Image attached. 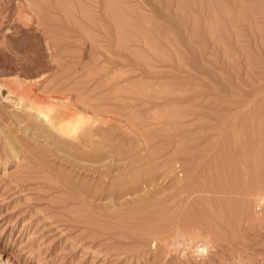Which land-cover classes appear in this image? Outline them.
I'll use <instances>...</instances> for the list:
<instances>
[{"label":"rangeland","instance_id":"374dc122","mask_svg":"<svg viewBox=\"0 0 264 264\" xmlns=\"http://www.w3.org/2000/svg\"><path fill=\"white\" fill-rule=\"evenodd\" d=\"M72 1L42 0L61 49L7 35L0 80L79 96L108 132L73 160L0 93V264H264V0Z\"/></svg>","mask_w":264,"mask_h":264},{"label":"bare ground","instance_id":"6f19581e","mask_svg":"<svg viewBox=\"0 0 264 264\" xmlns=\"http://www.w3.org/2000/svg\"><path fill=\"white\" fill-rule=\"evenodd\" d=\"M52 1V0H51ZM72 1V0H71ZM88 1V0H87ZM14 2V1H13ZM55 2V1H54ZM61 2V1H60ZM60 2H59V4H60ZM69 2V1H68ZM73 2V1H72ZM6 4H10V2H5ZM53 3V2H52ZM74 3V2H73ZM77 3H78V1H77ZM80 3V2H79ZM8 4V5H9ZM12 4V3H11ZM10 4V5H11ZM13 4H15V3H13ZM12 4V5H13ZM48 4H50V2L48 3ZM84 4V3H83ZM111 4V3H110ZM11 5V6H12ZM16 10H13L12 11V8H11V10H9V9H6V10H0V48L1 47H4L5 46V44H4V46H1V45H3V43L5 42V41H7V42H9L8 40H6L7 39V35L9 34V33H11L12 35H13V31H18V30H21V28L23 29V28H26V27H30V25L31 24H33V26L35 27V31H42L43 32V34H39L38 32H37V34H39L41 37H42V35H44L45 36V38H44V41L43 42H45L46 43V39H47V42H48V47L50 48V50L51 49H53L54 47L55 48H57V47H60V43H61V38H60V36L58 35V33H57V31H56V34L59 36V37H56V35H55V33L53 32V30L52 29H54L53 27H51L52 26V19H50V17H49V14H48V12L46 11V7H45V5L43 4V2H42V0H18L17 2H16ZM51 5V4H50ZM88 5V4H87ZM7 6V5H6ZM60 6V5H59ZM58 6V7H59ZM62 6V5H61ZM104 6V5H103ZM13 7V8H14ZM53 7V6H52ZM73 7V6H72ZM99 7V6H98ZM106 7V6H105ZM112 7V6H111ZM0 8H2V7H0ZM53 8H55V7H53ZM110 8V7H109ZM118 8V7H117ZM59 9H61L60 7H59ZM59 9H57V10H59ZM70 10H72L71 8H70ZM75 10V9H74ZM74 10H72V11H74ZM81 9H79V11H80ZM111 10V9H110ZM116 9H113V10H111L112 11V13H113V11H115ZM15 11V12H14ZM60 11V10H59ZM69 11V10H68ZM87 11V10H86ZM117 12L116 13H114V14H118L117 16H118V18H120L119 17V14H120V16H121V13H119L120 12V10H116ZM65 12H66V10H65ZM110 12V11H109ZM111 13V12H110ZM59 14V13H58ZM74 14V13H73ZM82 15V14H81ZM114 16H116V15H114ZM57 17H59V16H57ZM65 17H67V16H65ZM69 17V16H68ZM79 17V16H78ZM56 18V17H55ZM60 18V17H59ZM113 18V17H112ZM67 19V18H66ZM72 19V18H71ZM83 20V19H82ZM116 20V19H115ZM62 21V20H61ZM92 21V20H91ZM95 21V20H94ZM99 21V20H98ZM103 21V20H102ZM117 21V20H116ZM121 21V20H120ZM119 21V22H120ZM123 21V20H122ZM65 22V21H64ZM84 22V21H83ZM97 22V21H96ZM65 24H67V23H65ZM86 24V23H85ZM117 24H118V21H117ZM51 25V26H50ZM60 25V24H59ZM105 25H106V22H105ZM120 25V24H119ZM63 26V25H62ZM108 26V25H107ZM121 26V25H120ZM26 29H29V28H26ZM66 29V28H65ZM72 29V28H71ZM118 29H120V28H118ZM24 30V29H23ZM22 30V31H23ZM34 30V29H33ZM61 30H62V28H61ZM69 30V29H68ZM27 31V30H26ZM26 31H25V35H27L28 34V36H30L29 35V32L30 31H28V33L26 34ZM32 31V30H31ZM120 31V34L122 35L123 33H122V31H121V29L119 30ZM21 32V31H20ZM62 32V31H61ZM69 32V31H68ZM16 33V32H15ZM15 33H14V35H15ZM32 33V32H31ZM34 34V33H33ZM67 34H69V33H67ZM11 35V36H12ZM34 35H36V34H34ZM63 35V34H62ZM83 35V34H82ZM15 36H17V33H16V35ZM37 36V35H36ZM65 36H66V34H65ZM68 36V35H67ZM77 36H78V34H77ZM62 37V36H61ZM81 37V36H80ZM37 39L39 38V37H36ZM15 39V38H14ZM36 39V40H37ZM42 38H40L39 40H41ZM120 40V39H119ZM20 41V40H19ZM26 41V40H25ZM28 41V40H27ZM38 42V41H37ZM120 42V41H119ZM125 42V41H124ZM26 43V42H25ZM24 43V44H25ZM35 43V42H34ZM8 44V43H7ZM21 44V43H20ZM23 44V43H22ZM23 44V45H24ZM26 44H29V43H26ZM41 43H40V41H39V45H40ZM69 44V43H68ZM73 44V43H72ZM121 44V43H120ZM31 45V44H30ZM9 46V45H8ZM7 46V47H8ZM19 46V45H18ZM44 46V45H43ZM95 46V45H94ZM123 46V45H122ZM9 47H13V46H11V44H10V46ZM21 47V46H20ZM20 47H18V48H20ZM33 47V46H32ZM67 47V46H66ZM69 47V46H68ZM97 47V46H96ZM14 48V47H13ZM17 48V47H16ZM27 49V48H26ZM28 49H29V46H28ZM27 49V50H28ZM60 49H61V47H60ZM11 50H14V49H11ZM19 50V49H18ZM17 50V51H18ZM20 50H22L21 48H20ZM19 50V51H20ZM3 51H4V49H3ZM18 51V52H19ZM31 51V50H30ZM29 51V52H30ZM57 51H59V49L57 50ZM67 51V50H66ZM95 51V50H94ZM4 52H6V50L4 51ZM10 52H12L13 53V51H10ZM21 52V51H20ZM20 52H19V54H20ZM25 52V51H24ZM28 52V53H29ZM33 52V51H32ZM121 52V51H120ZM12 53H11V55H12ZM30 54V53H29ZM55 54H57V53H55ZM11 55H9V56H11ZM17 55V54H16ZM25 55V54H24ZM24 55H22V56H24ZM33 55V54H32ZM59 55V54H58ZM15 56V55H14ZM14 56L12 55V57L14 58ZM18 56V55H17ZM26 56V55H25ZM25 56L23 57V58H25ZM61 56V55H60ZM3 58V57H2ZM1 58V59H2ZM16 58H18V57H16ZM15 58V59H16ZM36 58V57H35ZM10 59H12L11 57H10ZM9 59V60H10ZM32 59H33V57H32ZM37 59H38V57H37ZM36 59V60H37ZM4 60H6V59H4ZM25 60V59H24ZM28 60H31V58H29ZM13 60H11V62H12ZM27 61V60H26ZM38 61V60H37ZM2 62V61H1ZM21 62H25V61H21ZM21 62H16V63H21ZM34 63V62H33ZM39 63V62H38ZM14 64V63H13ZM42 64V63H41ZM39 65V64H38ZM37 65V66H38ZM44 65V64H43ZM16 66H18V65H16ZM22 66V65H21ZM28 66V65H27ZM35 66H36V64H35ZM5 67V66H4ZM24 68V67H23ZM30 68V67H29ZM38 69V68H37ZM40 69V68H39ZM20 70V69H19ZM21 74V73H20ZM1 77V76H0ZM3 78V77H2ZM42 78V77H41ZM45 79V78H44ZM44 79H43V81H44ZM42 80V79H41ZM46 81V80H45ZM42 83V82H41ZM39 84H40V80H37V79H32V78H23V79H17V80H13V79H6V80H3V81H1L0 80V93H1V96H2V98H1V100L3 99V101H6V102H11L12 103V105L13 106H16V108H19V109H21V110H23V113H21V114H18L17 113V111L15 112V109L13 110L14 112H12V109H9V110H11V115L18 121V122H27V123H29L28 125L26 124V126L28 127V129H30L29 127L30 126H32L36 131H39V132H36V131H34V130H32V131H34L33 133H37V135H35V136H33V135H31L32 137H35V138H37V136L39 135V136H46V137H51V136H57L59 139H62V142H63V145L61 146L62 147V149H64V150H67V151H70L69 153L71 154L72 152V154H71V156L73 157V160H75V156H80V158H79V160L81 159L82 160V155L81 154H83L84 155V157H87L88 155V158H90V154L93 152H91L90 153V149H91V147H93L94 146V144L91 146L90 144H89V142L91 143L92 141H93V137H95L96 135H101L100 137H103V138H105V135H107V134H105V133H107L108 132V130H107V132H106V130H103L102 128L100 129L104 134H102V132L101 131H99V129L97 128V130L94 128L93 129V124H92V118H91V116H90V114L88 113V112H86V110L85 111H83V110H81L77 105H76V101H78V97L76 98V101H75V103L72 101V99H70L69 97H66L67 96V94L69 95V93H66V96H62L64 93H62V95L61 94H58V92H59V90H57L56 92H57V94L59 95V96H62V97H59L56 93H55V91H53L54 93H55V95L54 94H52V95H50V94H48V95H44L43 93L44 92H46L47 90H46V88L44 87V86H42V88L41 89H45V91H44V89L42 90V91H44L43 93H42V91H41V89H39ZM44 84V83H43ZM47 87V86H46ZM48 88V87H47ZM41 92H40V91ZM50 91V90H49ZM49 91H47L46 93H48ZM52 92V91H51ZM72 94V93H71ZM79 94V93H78ZM57 95V96H56ZM72 95H74V93L72 94ZM0 96V97H1ZM91 96V95H90ZM75 97V96H74ZM96 98V97H95ZM82 99V98H81ZM87 99V98H86ZM89 99V98H88ZM82 101H83V99H82ZM85 101V100H84ZM6 102H4V103H6ZM89 102V101H88ZM91 102V101H90ZM3 103V102H2ZM7 103V104H8ZM92 103H93V101H92ZM10 104V103H9ZM8 104V105H9ZM88 104H90V103H88ZM95 104H96V102H95ZM98 104V103H97ZM116 104V103H115ZM118 104H119V102H118ZM123 104V103H122ZM11 105V107H13ZM86 106V105H85ZM93 106H94V103H93ZM116 106V105H115ZM10 107V106H9ZM8 107V108H9ZM87 107V106H86ZM95 107V106H94ZM120 107H122V106H120ZM127 107V106H126ZM15 108V107H14ZM93 108V107H92ZM82 109H83V106H82ZM17 110V109H16ZM90 108H89V112H90ZM92 111H93V109H92ZM9 113V112H8ZM4 114V113H3ZM92 115V114H91ZM9 116H10V113H9ZM11 116V117H12ZM93 116V115H92ZM10 117V118H11ZM14 118H13V121H14ZM8 120V119H7ZM15 120V121H16ZM9 121H12V119L11 120H9ZM12 121V122H13ZM4 123V122H3ZM13 124H14V122H13ZM20 125L21 123H17V125ZM24 124V123H23ZM22 124V125H23ZM11 125V124H10ZM16 125V124H15ZM21 125V126H22ZM104 125V124H103ZM107 126H109V125H107ZM20 127V126H19ZM27 127H25L26 129H27ZM116 127V126H115ZM108 128V127H107ZM136 128H138L137 126H136ZM113 129V128H112ZM23 130V129H22ZM97 132H100L101 134H96L95 135V133H97ZM137 130V129H136ZM26 131V130H25ZM28 131V130H27ZM95 131V132H94ZM110 131V130H109ZM24 132V131H23ZM25 133V132H24ZM28 133V132H27ZM116 133V132H115ZM117 134H118V132H117ZM17 136V135H16ZM20 136V135H19ZM22 136H24L23 135V133H22ZM26 136H28V134L26 135ZM31 136H29V137H31ZM38 136V137H39ZM53 138V139H56V138ZM97 137V136H96ZM12 138H13V136H12ZM11 138V139H12ZM34 138V139H35ZM48 138V139H49ZM115 138H117V137H115ZM13 139H15V138H13ZM19 139V138H18ZM24 139V138H23ZM23 139H21L23 142H24V140ZM27 139H29V138H26V140H25V143H28L27 142ZM40 139V141L43 139H41V138H39ZM39 139L36 141V140H34V141H36V142H40L39 141ZM47 139V140H48ZM58 139V140H59ZM95 140L94 141H96L97 139L96 138H94ZM113 139V138H112ZM31 140V139H30ZM50 140V139H49ZM99 140V139H98ZM119 140V139H118ZM14 141V140H13ZM12 141V142H13ZM16 141H18L17 139H16ZM22 141H21V143H22ZM56 142H61V140H59V141H57V139L55 140ZM105 141V140H104ZM103 141V142H104ZM110 141V140H109ZM18 142H20V141H18ZM18 142H14L15 144L16 143H18ZM44 142H47V141H44ZM59 142V143H60ZM88 142V144L91 146H89L88 144H86ZM11 143V142H10ZM41 143V142H40ZM40 143H37L38 145L40 144ZM98 144L100 143L99 141L97 142ZM105 143V142H104ZM31 144H33V143H31ZM30 144V145H31ZM37 144L36 145H33V146H37ZM50 144H53V145H55L54 144V140H53V143H52V141L50 140ZM50 144H48V145H46V147H48V146H50ZM101 144V143H100ZM108 144V143H107ZM115 144H117V143H115ZM17 145V144H16ZM26 145V147L27 148H33V146H27V145H29V143L28 144H25ZM40 145H45V144H40ZM114 145V144H113ZM112 145V146H113ZM23 146V145H22ZM56 146V145H55ZM57 146H59V145H57ZM90 147V149H89V147ZM96 146V145H95ZM98 146V145H97ZM102 146V145H101ZM100 146V147H101ZM11 147V146H10ZM18 147H21V146H18ZM38 147V146H37ZM50 147H52V146H50ZM99 147V146H98ZM111 147V146H110ZM29 148V149H30ZM52 148H54V147H52ZM89 149V151H87L88 149ZM95 148V147H94ZM108 148V147H107ZM112 148V147H111ZM114 148V147H113ZM15 149V152H16V149H17V147H15V145H14V147H13V150ZM56 149H57V147H56ZM61 149V148H60ZM100 149V148H99ZM101 149H103L102 147H101ZM12 150V151H13ZM35 150H36V148H35ZM41 150H43V149H41ZM44 150H47V149H44ZM55 150V149H54ZM64 150H60L61 152L63 151L64 152ZM94 150V149H93ZM29 151H31V150H29ZM40 151V150H39ZM57 151V150H56ZM60 151H59V153H60ZM116 151V150H115ZM32 152H34V150L32 151ZM36 152V151H35ZM41 152V151H40ZM58 152V151H57ZM66 152V151H65ZM65 152H64V154H65ZM86 152H89V154L87 153V156H85L86 155ZM117 152V151H116ZM121 152V151H120ZM14 153V152H13ZM39 153V152H38ZM68 153V154H69ZM100 153H101V151H100ZM106 153V152H105ZM108 153V152H107ZM114 153V152H113ZM49 154V153H48ZM55 154H56V152H55ZM61 154V153H60ZM93 154V153H92ZM103 154V153H102ZM115 154V153H114ZM38 155V154H37ZM53 155V154H52ZM61 155H63V154H61ZM61 155H59V156H61ZM75 155V156H74ZM96 155V154H95ZM41 156V155H40ZM46 156V155H45ZM57 156V155H56ZM55 156V157H56ZM63 156H66V154L65 155H63ZM93 156V155H92ZM62 157V156H61ZM67 158L69 157V155L68 156H66ZM66 157H64L63 158V160H65L64 162H68L67 160H66ZM72 157H69V158H72ZM75 157V158H74ZM83 157V158H84ZM99 157H100V155H99ZM103 157V156H102ZM119 157H120V155H119ZM95 159V158H94ZM42 160H43V158H42ZM61 160H62V158H61ZM102 160H105V157H103L102 158ZM70 161H72V160H70ZM70 161H69V163H70ZM90 161V160H89ZM72 162H74V161H72ZM71 162V163H72ZM83 162V161H82ZM100 162V161H99ZM102 162V161H101ZM51 163V162H50ZM75 163V162H74ZM62 164V163H61ZM73 164V163H72ZM77 164V163H76ZM102 164H104V162L102 163ZM53 164H51V166H52ZM60 165V164H59ZM58 165V166H59ZM66 165V164H65ZM78 165V164H77ZM76 165V167H78V166H80V165H78L77 166ZM50 166V165H49ZM54 166V165H53ZM53 166H52V168H53ZM61 166V165H60ZM84 166V165H83ZM103 166H105V165H103ZM62 167H64V165H62ZM66 167V166H65ZM64 167V168H65ZM81 167V166H80ZM79 167V168H80ZM52 168H50V169H52ZM55 168H57V166L55 167ZM63 168V169H64ZM72 169V168H71ZM81 169H83V167L81 168ZM85 169V168H84ZM93 169V168H92ZM54 170V169H53ZM58 170V169H57ZM70 170V169H69ZM73 170V169H72ZM79 170V169H78ZM87 170V169H86ZM60 171V170H59ZM64 171V170H63ZM81 171V170H80ZM80 171H79V173H80ZM89 171V170H88ZM56 172V171H55ZM58 172V171H57ZM56 172V173H57ZM61 173V172H60ZM66 173V172H65ZM72 173V172H71ZM71 173H68V174H71ZM102 173V172H101ZM58 174H59V172H58ZM67 174V173H66ZM75 174V173H74ZM83 174V173H82ZM85 174V173H84ZM78 175V174H77ZM99 176H100V174H98ZM101 175H103V174H101ZM108 175V174H107ZM66 176V175H65ZM72 177V176H71ZM77 178H79V177H77ZM77 178H76V180H77ZM67 179V178H66ZM69 179V178H68ZM73 179V178H72ZM102 179V178H101ZM75 180V179H74ZM138 180V179H137ZM71 181V180H70ZM136 181V180H135ZM100 182V181H99ZM138 182V181H137ZM73 183V182H72ZM95 183V182H94ZM122 183V182H121ZM92 184H93V182H92ZM97 184H99V183H97ZM102 184V183H101ZM80 185V184H79ZM83 185V184H82ZM86 185H88L87 186V189L85 190L86 192H87V194H94V192L95 193H98L97 192V190L98 189H96V187L94 188V187H92V185L91 186H89V184H86ZM100 185V184H99ZM74 186H75V184H74ZM84 186H85V184L83 185V188H82V190L84 191ZM78 188H80V187H78ZM94 188V190L95 191H93L92 189ZM99 189H101V188H99ZM110 189V188H109ZM79 190V189H78ZM100 191V190H99ZM106 191V190H105ZM108 191V190H107ZM111 191H113V189L111 190ZM115 192V191H114ZM113 192V193H114ZM120 192V191H119ZM104 193V192H103ZM112 193V192H111ZM122 193V192H121ZM92 194V195H93ZM117 194H118V192H117ZM117 194H115V195H117ZM96 195V194H95ZM101 195H102V193H101ZM108 195V194H107ZM88 196V195H87ZM122 196V195H121ZM90 197V196H89ZM101 197V196H100ZM107 197V196H106ZM118 197V196H117ZM85 199H86V197H85ZM87 203H89V202H87ZM192 240V239H191ZM190 240V241H191ZM201 240V239H200ZM199 240V241H200ZM190 243V242H189ZM193 243V242H192ZM200 243V242H199ZM206 243V242H205ZM208 243V242H207ZM209 244V243H208ZM195 246H197V245H199V244H194ZM201 245L202 246H204V244H202L201 243ZM199 247H201V246H199ZM205 247V246H204ZM208 247H210V246H208ZM206 248H207V245H206ZM192 249V248H191ZM203 249V248H202ZM208 249V248H207ZM193 250H195V249H193ZM198 251H199V249H198ZM197 251V252H198ZM193 252H195V251H193ZM200 252V251H199ZM196 253V252H195ZM194 253V254H195ZM201 253V252H200ZM199 253V254H200ZM202 254V253H201Z\"/></svg>","mask_w":264,"mask_h":264}]
</instances>
